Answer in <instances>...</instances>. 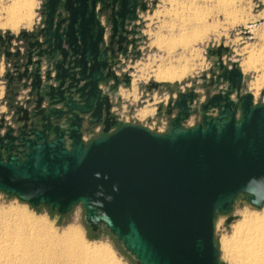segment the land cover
Returning <instances> with one entry per match:
<instances>
[{
	"label": "water",
	"instance_id": "water-1",
	"mask_svg": "<svg viewBox=\"0 0 264 264\" xmlns=\"http://www.w3.org/2000/svg\"><path fill=\"white\" fill-rule=\"evenodd\" d=\"M44 1L43 27L20 32L26 61L19 62V49L8 50L13 37L5 42L0 35L4 57L17 72L5 74L8 83L29 89L22 104L11 100L0 113V191L60 215L81 204L91 231L104 224L139 264H223L214 244L217 213H229L238 195L256 208L264 203V104L253 105L250 93L239 104L225 97L217 118L181 128L177 117L165 133L118 125L98 87L116 79L108 48L100 49L104 28L95 3L104 0H90L89 8L87 0H65L66 17L56 20L57 0ZM110 4V44L121 50L137 0ZM43 53L49 60L60 56L51 66L54 75L47 68L44 80ZM221 76L240 87L234 63ZM192 96L179 93L174 107L184 112ZM98 125L102 133L83 142L82 133Z\"/></svg>",
	"mask_w": 264,
	"mask_h": 264
},
{
	"label": "rangeland",
	"instance_id": "rangeland-1",
	"mask_svg": "<svg viewBox=\"0 0 264 264\" xmlns=\"http://www.w3.org/2000/svg\"><path fill=\"white\" fill-rule=\"evenodd\" d=\"M216 1L213 0L207 3L206 6L202 0H190V3L193 4L190 5L189 10L191 11L188 12L191 19L185 20L184 18L187 12H179L178 15L169 12L171 8L172 10L175 8L174 5L170 6V0H150V9L140 13L142 16L140 29L143 32L139 43L140 55L133 61H126L127 67L124 69L130 76V83L129 85L119 86L118 90L120 94L118 95L121 98L119 99L120 101L115 100L116 111L119 113L121 120H133L136 116L140 117L139 113L142 109L146 111L149 108L154 109V104L161 98L162 95L160 93L164 92L167 85L175 89H182L186 85H190L192 80H198L200 75L206 72L214 62L210 51L217 47L227 49L226 54L223 56V61L228 60V63L232 61L237 62L241 69L242 61L248 53L246 51L252 48L260 52L261 55L264 54V37L259 36L264 29V17H261V14L264 12V0H220L221 2L219 1L218 3L220 7L215 4ZM184 2L185 5L189 4V0H184ZM11 3L12 0H0V24L6 23L8 18L7 10L10 9ZM235 4L237 5L235 6ZM39 5L40 0H32L33 17L30 25L25 26V22H22L17 30L2 26L0 27V35L2 37H4L5 33L17 35L22 30H30L37 21ZM178 7L180 8V5L176 6L177 10L179 9ZM168 9L169 11H166ZM216 9L220 10L219 14L216 13ZM157 11H160L162 15H154ZM195 15V18H198L197 21L196 19H192ZM162 23L165 24L163 25ZM181 23L186 27L190 25L188 26V30L192 28L206 29L210 26L212 28L209 31L207 30L208 35L206 34L205 38L195 42L187 50H182L177 47L174 51L168 53L166 50H159L151 45V41L154 40L156 32L160 31L164 36L168 37L178 35L180 27H182ZM211 31L212 33H209ZM246 32L248 33L246 34ZM183 63H187L189 70L180 80L170 82L155 79L154 74L157 71V67L163 69L165 67H175ZM2 70L3 67L0 63V74ZM242 71L247 77L248 85H250L251 81L253 83L259 77L262 70ZM150 81H156L160 86L158 89H153L150 92L147 91L148 95H146V85ZM259 89L255 91V100L264 99V85ZM149 95L153 96L154 101L152 103ZM245 210L261 213L264 210V203L261 208H256L244 196L239 195L234 200L231 211L227 214H218L214 221V244L219 251L218 261L220 263L234 264L232 255H235L237 252L239 253L241 247L242 250L244 249L241 251L242 253L240 252L241 254L239 253L241 256L243 255L244 257L250 254L248 250V252L245 250L248 246H243L244 244L242 245V242L239 244V242L237 243L234 240L233 242L227 241L225 243L223 241L225 238L228 240L231 237L233 225L241 218V214ZM15 216L35 220L41 224L44 223L45 225H43L51 233L58 235L67 228L74 227L81 233L82 240L86 246L89 248H98L100 246L107 248L111 252V256L116 264H139L135 257L122 246L121 242L117 240L104 224L99 225L95 232L91 231L85 220V213L81 204L73 206L68 213L60 215L56 210L45 205L33 206L12 194L0 191V219L2 218V222L4 223H10L9 220H12L11 217ZM4 217H9V220ZM228 218H231L229 222L227 221ZM2 222L0 224L1 228L4 224ZM238 245L242 246L240 247ZM227 246L230 248H227ZM244 251L245 254H243Z\"/></svg>",
	"mask_w": 264,
	"mask_h": 264
},
{
	"label": "flooded vegetation",
	"instance_id": "flooded-vegetation-1",
	"mask_svg": "<svg viewBox=\"0 0 264 264\" xmlns=\"http://www.w3.org/2000/svg\"><path fill=\"white\" fill-rule=\"evenodd\" d=\"M65 0H57L56 1V15L60 14L59 17L55 16V20L57 18H64L66 17V12L63 8V3ZM111 0H104L102 3L97 1L95 3V13L96 17L99 19L101 26L104 28L103 32V39L100 43V49L108 48L107 49V62L108 66L113 71L116 79L112 77L106 78L104 81H100L98 84L99 89L102 91V94L108 95L110 102H111V114L115 116L117 124H138L150 131L157 132V133H165L171 128V121L174 118L179 117L180 127L181 128H190L197 124H199L203 117L209 118H217L221 113V105L224 103V98L227 97L233 104H239V99L246 93L252 94V103L253 105L264 104L263 100H255V91L256 89L252 86V81L250 85H248L247 77L243 74L241 68L239 67L237 62H229L223 61V56L226 54L227 49L224 47H217L216 49L210 51L214 58V62L212 65L207 69L206 72L200 75L198 80H192L190 85H186L184 88L175 89L169 85H167L164 92H161V98L156 101L154 104V111L152 114L148 115L149 111L142 109L139 113L138 117L136 116L133 120L125 121L119 118V113L116 111V103L115 100L120 101L121 97L116 96L118 92V88L120 85H129L130 83V76L128 72L124 69L127 67L126 61L130 60L133 61L138 55H140L139 50V43L140 38L143 36V32L140 29L142 16L140 13L146 12L150 9V0H137L136 5V19L132 21H128V24L125 26V29L128 31L127 33V40L128 43L123 42L121 46V50H118V44L113 42L110 44V35L112 33V12L113 6L110 4ZM45 3L44 0H40V5L38 7V17L36 23L30 30H26L28 32L34 31L43 27L44 19H45V9L43 4ZM87 6H90V0H87ZM140 21V22H139ZM21 32V31H20ZM20 32L17 35L7 34L5 33L2 39L6 42L8 38L6 35H11L13 38L10 39V46L15 50L21 52V58L19 62L22 63L26 61V53L28 47L26 45V39L21 36ZM117 40V36L115 37ZM39 41H43V38H39ZM46 46H41L40 49H45ZM125 48V52L123 49ZM5 47L0 46V56L2 51H4ZM38 49H35L34 52H37ZM33 58H37L33 56ZM42 64L40 67V76L41 79L44 80L45 71L47 68L51 71V76L54 75V70L52 63L59 59L60 56L56 53L54 54V59L49 60V56L46 54H42ZM6 59V58H5ZM13 60V59H10ZM6 60L0 58V63L2 64L3 70L1 72V84H2V92L0 93V107H4L5 112L7 110V105L11 102L14 104H22V102L28 98V91L29 89H14L13 84L11 85L8 83V78L5 77L6 73H10L12 76H16V71L12 67H7ZM12 63V62H11ZM235 64L237 68L241 70L242 73V80L240 87L237 89L236 87H232L228 81L224 80L221 74L223 73L224 69L230 70L232 68V64ZM222 65V66H221ZM21 69V68H20ZM106 71V70H105ZM178 81V80H174ZM172 82V81H170ZM160 86L159 83L156 81H150L149 84L146 85V95L147 91L150 92L153 89H158ZM260 90V89H259ZM18 92L16 96L13 97V93ZM189 92L193 93L191 99H187V107L184 112L183 109H177L174 107V101L177 99L179 93L187 94ZM215 97L214 102H210L212 97ZM149 99L151 103L154 101L153 96L149 95ZM144 106V105H143ZM114 108V109H113ZM140 109V107H139ZM146 109V108H145ZM135 110V109H134ZM0 111V113H2ZM133 112V111H132ZM181 112V113H180ZM12 113V111H10ZM240 116V111L237 109L235 117L238 119ZM9 117H7L8 119ZM115 127H111V131L114 130ZM102 133V126L98 125L93 130L92 134H88L86 132L82 133V141L88 142L93 136L100 135ZM242 196V195H241Z\"/></svg>",
	"mask_w": 264,
	"mask_h": 264
},
{
	"label": "bare ground",
	"instance_id": "bare-ground-1",
	"mask_svg": "<svg viewBox=\"0 0 264 264\" xmlns=\"http://www.w3.org/2000/svg\"><path fill=\"white\" fill-rule=\"evenodd\" d=\"M170 1V6L174 5L175 8H173V10L171 8L172 11H169L170 8L166 11L172 12L174 15H178L179 12H187L184 19H191L190 14L188 13L191 11L189 10L190 5L192 4L190 3V0L187 5H185L184 0ZM202 1L206 5L213 0ZM219 1L220 0H217V3L215 2V4L218 5ZM177 5H180L178 10L176 9ZM236 5L237 4H235V6ZM7 13L8 18L6 23L0 24V27L6 26L13 30H17L22 22H25V26L30 25L33 17L32 0H12L10 9L7 10ZM216 13L219 14L220 10L216 9ZM160 14L161 12L157 11L154 15L158 16ZM195 17L196 15L192 19H196L197 21L198 18ZM261 17H264V12L261 14ZM181 24L182 27H180L179 34L176 36L172 35L168 37L164 36L160 31L156 32L154 40L151 41V45L159 50H166L168 53H171L177 47L182 50H187L192 44L205 38L207 32L212 28L210 26L207 27L208 29L192 28L188 30V26L190 25L186 27L183 23ZM209 33H212V31ZM259 36L264 37V29ZM246 52H248L247 56L241 64L243 70H262L259 77H257L252 83V86L258 90L264 85V54L261 55L260 52L255 51V49L252 48ZM259 55H261V57H259ZM188 70L189 67L187 63L179 64L175 67H165L163 69L157 67L154 77L158 81L180 80L185 74H187ZM4 218H8L9 220V217ZM11 218L12 220H9L11 224L8 222H5L7 223L5 224L2 222V218L0 219L1 222L4 223L2 225L3 227H0V264H116L111 256V252L107 248L101 246L98 248H89L86 246L82 240L81 233L74 227L67 228L58 235L51 233L47 227L44 226V223L43 225L35 220H30L21 216ZM233 240L237 241V243L239 242V244L242 242L241 244H244L243 246H248L245 250L250 252V254L245 255L244 257L243 255L241 256V251L244 249L242 250V245H238L241 247L240 249L238 248L239 253H241L239 254L237 252L235 255H232V261H234V264H264V210L261 213L249 210L243 211L241 218L233 225V233L231 237L228 240L225 238L223 241L225 243L227 241L233 242ZM227 248L230 247L227 246ZM232 254L234 253L232 252ZM243 254H245V251Z\"/></svg>",
	"mask_w": 264,
	"mask_h": 264
},
{
	"label": "built area",
	"instance_id": "built-area-1",
	"mask_svg": "<svg viewBox=\"0 0 264 264\" xmlns=\"http://www.w3.org/2000/svg\"><path fill=\"white\" fill-rule=\"evenodd\" d=\"M8 50L11 51V52H14V49L11 48V47H9ZM0 58L6 60L5 57H4L3 51L1 53ZM11 61L12 60H10V59L5 61L7 67H11ZM1 81L2 80H1V74H0V93L2 92V84H1Z\"/></svg>",
	"mask_w": 264,
	"mask_h": 264
},
{
	"label": "crops",
	"instance_id": "crops-1",
	"mask_svg": "<svg viewBox=\"0 0 264 264\" xmlns=\"http://www.w3.org/2000/svg\"><path fill=\"white\" fill-rule=\"evenodd\" d=\"M240 67V66H239ZM242 70V69H241ZM243 72V71H242ZM243 74H244V72H243ZM245 75V74H244ZM118 94H120L119 93V90H118V92L116 93V95L114 96V97H116V96H118ZM2 95V94H1ZM0 95V96H1ZM114 109V108H113ZM5 110V108L2 106V107H0V111L2 112V111H4ZM136 111V110H135ZM148 111H149V113H148V115H150V114H152L153 113V111H154V109H151V108H149L148 109ZM138 115V114H137Z\"/></svg>",
	"mask_w": 264,
	"mask_h": 264
},
{
	"label": "trees",
	"instance_id": "trees-1",
	"mask_svg": "<svg viewBox=\"0 0 264 264\" xmlns=\"http://www.w3.org/2000/svg\"><path fill=\"white\" fill-rule=\"evenodd\" d=\"M238 196H239V195H238ZM235 199H236V198H235ZM218 214H220V213H217V215H218ZM217 215H216V217H217Z\"/></svg>",
	"mask_w": 264,
	"mask_h": 264
}]
</instances>
